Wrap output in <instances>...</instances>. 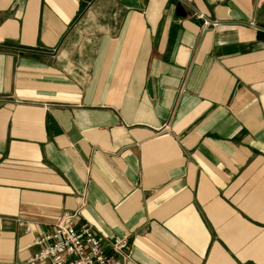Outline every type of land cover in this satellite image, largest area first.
Instances as JSON below:
<instances>
[{
    "label": "crops",
    "instance_id": "1",
    "mask_svg": "<svg viewBox=\"0 0 264 264\" xmlns=\"http://www.w3.org/2000/svg\"><path fill=\"white\" fill-rule=\"evenodd\" d=\"M62 218L264 264V0H0V264Z\"/></svg>",
    "mask_w": 264,
    "mask_h": 264
},
{
    "label": "built area",
    "instance_id": "2",
    "mask_svg": "<svg viewBox=\"0 0 264 264\" xmlns=\"http://www.w3.org/2000/svg\"><path fill=\"white\" fill-rule=\"evenodd\" d=\"M209 22L206 20V24ZM38 250L23 264H127L130 240L116 237L106 249L93 230L62 218L55 228L35 240Z\"/></svg>",
    "mask_w": 264,
    "mask_h": 264
}]
</instances>
